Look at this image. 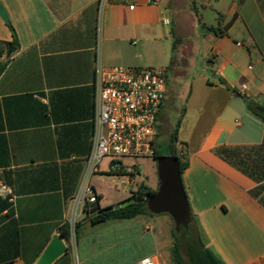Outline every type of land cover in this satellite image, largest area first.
Instances as JSON below:
<instances>
[{
	"label": "crops",
	"instance_id": "0c3cea01",
	"mask_svg": "<svg viewBox=\"0 0 264 264\" xmlns=\"http://www.w3.org/2000/svg\"><path fill=\"white\" fill-rule=\"evenodd\" d=\"M154 1L0 0L9 18L7 24L0 16V41L13 40L12 27L19 43L0 58L7 61L0 75V264H36L65 224L71 238L60 237L68 252L53 264H109L108 257H98L116 244L106 240L99 246L101 238L90 228L77 241L75 224L89 219L84 209L74 217L70 201L89 178L101 196L99 206H114L129 199L131 189L108 200L93 179L132 178V188L143 177L138 164L132 177L112 175L107 161L88 174L97 66L136 68L148 60L167 73V57L181 56L188 43L192 53L195 41L206 65L194 79L176 144L188 163L181 177L190 211L207 247L224 264H264V122L245 102L264 104V0H197V16L190 0ZM235 16L223 35L202 28L223 29ZM171 25L180 40L174 52L166 29ZM169 107L166 94L159 142L174 130H166ZM221 147L230 149L226 158L216 153ZM144 179L157 188L151 177ZM147 217L145 232L132 223L113 234L133 229L142 241L155 225ZM151 239L149 252L123 264L144 257L171 264L172 244Z\"/></svg>",
	"mask_w": 264,
	"mask_h": 264
},
{
	"label": "built area",
	"instance_id": "2783aa9c",
	"mask_svg": "<svg viewBox=\"0 0 264 264\" xmlns=\"http://www.w3.org/2000/svg\"><path fill=\"white\" fill-rule=\"evenodd\" d=\"M105 1L100 0L101 5ZM149 2L156 4L154 0ZM164 22L170 24L168 20ZM167 84V73L162 68L97 66L94 134L86 161L89 176L100 170L104 160L110 173H132L137 161L154 159ZM4 190L7 187L2 186ZM97 202L96 189L86 178L70 201L73 216L78 209L86 210ZM138 264L156 263L151 257H144Z\"/></svg>",
	"mask_w": 264,
	"mask_h": 264
},
{
	"label": "rangeland",
	"instance_id": "374dc122",
	"mask_svg": "<svg viewBox=\"0 0 264 264\" xmlns=\"http://www.w3.org/2000/svg\"><path fill=\"white\" fill-rule=\"evenodd\" d=\"M166 29L172 32V25L166 27ZM191 34L188 30L186 33V37H189ZM194 47L192 53H190V44L184 45V53L179 56L177 55L174 60L167 57V76H168V93H167V101L170 104V107L167 111L169 120L167 121L166 129L169 133L174 129L176 123L179 119H181V115L183 114V110L186 108L187 98L190 95L192 87H196V81L194 79L200 76L203 67L206 65L203 64L202 61V51L201 45L197 41L193 42ZM181 57V58H180ZM159 68L155 65H152L148 60H143L141 64L137 65L136 68ZM198 83V82H197ZM198 85V84H197ZM174 107V109H172ZM173 124V125H172ZM166 131V132H167ZM169 138V137H168ZM168 138L166 134L162 136V138L158 139L160 145V152L165 153V148L168 143ZM178 148V145H176ZM107 160L103 161L102 167L105 166ZM128 162V161H127ZM140 167L141 177L143 178H135V182L132 183V188L129 185V179L132 178H122V177H114V176H103L98 175L93 179V184L99 188H102L106 198L108 200H115L124 196L125 193H128L131 189L132 193L136 185L141 183V181H145V176H149L152 178L154 183H157L158 187V175H157V167L154 159H141L137 161ZM139 170V169H138ZM137 172V171H136ZM136 174V173H135ZM132 195V194H131ZM130 195V197H131ZM154 226L152 232H147L149 234L144 235L142 241L138 239V231L131 229L130 231H124L121 234H113L115 232V228L121 230L122 228H126L127 225L130 227L132 223L134 227L141 229L143 232L146 231V225L148 217H139L135 220L131 221H111L105 224L94 226L90 228V232L93 235H99L101 238V242H99V246H104L103 242L108 241V243H115L116 245L107 252L101 253L99 255V259L107 258L110 260L109 264H123L124 262L132 259L133 257L141 256L146 254L151 250L152 237L155 238L157 243L160 246L165 247V242L169 245L172 244L173 239L171 236V231L175 228V223L172 217L168 214H161L153 216ZM149 217V218H153ZM162 221H167L163 223ZM159 222V223H158ZM127 224V225H126ZM111 228V229H110ZM110 229V231H109ZM112 232V233H111ZM70 250H75V240L74 233L72 243L70 244Z\"/></svg>",
	"mask_w": 264,
	"mask_h": 264
},
{
	"label": "trees",
	"instance_id": "16d2710c",
	"mask_svg": "<svg viewBox=\"0 0 264 264\" xmlns=\"http://www.w3.org/2000/svg\"><path fill=\"white\" fill-rule=\"evenodd\" d=\"M190 10L195 16H197V0H190ZM11 27V26H10ZM206 33L220 34L222 32V27H204ZM13 40L11 42H2L0 41V58L4 55V49L6 47H18V39L14 29L11 27ZM172 30V36L174 38L172 51L174 52L178 47L180 40L176 37L175 33ZM224 34V33H223ZM222 34V35H223ZM6 62H0V75L3 73ZM246 106L248 111L261 119L264 122V104H259L249 99H245ZM180 120L176 123L174 130L172 131L167 146L165 148V153L160 152V145L158 144V149L156 150L155 157L156 159L159 156L171 155L177 156L179 161V169L182 174L187 168L188 163L184 157L178 154L176 144L178 142V129L180 126ZM230 151L229 148L221 147L216 150V153L219 156L226 158V154ZM112 175H124L129 174L130 177L134 176L135 173H111ZM159 187V183H158ZM158 187L152 189L144 182H141L137 185V188L128 200H133L132 204L121 208L119 210L105 212L106 208H101L99 206V200L101 196H98V202L86 208L87 218L92 221L94 226L105 224L111 221H129L134 220L139 217L154 216L147 208L148 199L157 193ZM88 230L85 227L84 221L77 222L75 224L74 232L76 240L78 241L82 235H84ZM60 236L69 242L71 238V230L69 224H65L60 228ZM171 236L173 239L172 247L170 248V263L171 264H224L222 260L210 249L207 247L200 229L195 224V219L191 214V223L188 230L181 229L180 232H177L175 228L171 231Z\"/></svg>",
	"mask_w": 264,
	"mask_h": 264
},
{
	"label": "water",
	"instance_id": "95a60500",
	"mask_svg": "<svg viewBox=\"0 0 264 264\" xmlns=\"http://www.w3.org/2000/svg\"><path fill=\"white\" fill-rule=\"evenodd\" d=\"M0 16L9 24V18L6 10L0 3ZM235 16L230 23L223 27L220 34L228 32L236 20ZM15 48L6 49V55L9 57ZM157 167L159 187L156 194L151 196L147 202V208L153 215L168 214L175 223V230H188L191 223V211L189 201L182 183V177L179 169L177 156L163 155L154 159ZM133 200H128L114 206L107 207L104 211L111 212L119 210L132 204ZM86 228H93L91 220L85 225ZM68 252L63 239L55 236L48 247L44 250L36 264H53L60 257Z\"/></svg>",
	"mask_w": 264,
	"mask_h": 264
}]
</instances>
